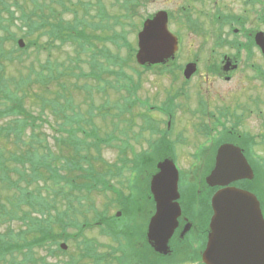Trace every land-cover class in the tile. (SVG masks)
Here are the masks:
<instances>
[{
    "label": "trees",
    "instance_id": "trees-1",
    "mask_svg": "<svg viewBox=\"0 0 264 264\" xmlns=\"http://www.w3.org/2000/svg\"><path fill=\"white\" fill-rule=\"evenodd\" d=\"M38 1L0 0V121H6L0 126V144H3L0 145V264H84L86 260L112 264L116 250L99 253L95 242L83 235L84 225H89L85 218L93 206L90 192L100 186L108 189L107 179L122 175L115 173L121 171L115 166L101 171L103 146L117 140L114 134L119 128L114 126L115 132L105 138L98 135L97 127L92 128L96 114L115 110L107 105H100L99 109L92 88L97 85L100 93H106L107 88L115 87L110 80L102 79V74L114 73L112 67L124 62L120 54L112 52V46L119 51L126 48L130 59L134 57L137 49L129 39L132 21L145 3L143 0H44L39 4ZM151 17L148 14L144 20ZM20 39L25 41V49L18 46ZM65 46L68 53L63 50ZM31 49L37 57L62 50L63 57L57 55V61H47L43 70L37 72L33 63L29 67L19 65L21 54ZM4 59L16 68L18 76L7 77V64L1 62ZM25 68L29 69L28 74L23 73ZM61 70L72 78L79 75L88 80L87 85L91 86L87 90L90 101L84 102L89 104L87 108L81 107V102L76 103L71 94L60 92L68 91L65 88L68 84L79 89L72 79L59 81L61 76L65 77ZM51 83L55 86L53 91L48 86ZM43 84L46 89H36ZM123 87L129 94L136 91L125 83ZM31 96L41 104L38 118L33 108L26 106ZM47 110H51L57 126L54 132L59 134L53 136L54 146L47 134L39 131L38 122L45 121ZM120 111L115 113V118H121L123 111L130 112ZM120 151L123 156L124 146ZM22 183L25 188L19 189ZM13 189H19V194L15 192L12 198L4 199L5 190L13 192ZM77 214L84 215L85 220ZM16 222L21 224L18 230ZM67 228L79 229L75 241L80 240L81 249L67 262L52 263L49 259L66 254L59 245L70 240L64 237ZM115 260L117 264H134L128 257Z\"/></svg>",
    "mask_w": 264,
    "mask_h": 264
},
{
    "label": "flooded vegetation",
    "instance_id": "flooded-vegetation-1",
    "mask_svg": "<svg viewBox=\"0 0 264 264\" xmlns=\"http://www.w3.org/2000/svg\"><path fill=\"white\" fill-rule=\"evenodd\" d=\"M238 3L243 8L240 12L232 11L230 13V11H223L222 8L218 9L217 14L213 17V29L209 33L210 35H205V42L209 40V36L213 41L211 53L213 56H219L216 62L202 68L200 59L197 57L204 49H196L191 39L185 47L184 41L187 39L180 33L181 31H177L174 34L178 38L179 47L175 57L164 65L155 67L158 72L161 68L167 69L166 73L173 76L174 81H177L178 76H182L184 79L175 93L169 91V96L175 98L159 106V108H164V113H157L168 120L167 128H164V124H162V128L159 130L160 136H166L167 131L175 134L181 129H177V126L173 128L170 126L173 121L180 118L182 111L185 113L184 115L192 117L193 110L203 109L199 115L204 122L203 130L207 137L192 151L188 146L182 147L183 144H181V148L173 149L166 138L161 143L148 144V152H145L141 165L151 168V171H144L142 175L140 174L141 178L145 182L151 181L152 175L158 173L157 168L160 163L172 161L180 175L178 203L182 213L178 218V227L168 242V251L164 254L157 252L147 238L150 221L157 212L152 195L148 196L150 209L134 210L135 213H139L136 214L138 218L131 217L128 226H124V248L129 242H132V248L135 247L138 250V262L206 264L204 256L211 233L210 223L214 214L212 198L217 191L225 188L209 187L206 180L216 167L218 151L224 145L237 147L254 172L253 180H242L230 186L250 191L256 195L264 214V159L257 151L264 148V97H259V99L258 96H250L249 98L238 97L240 98L238 99L219 96L217 100H212L205 95L206 93H203L204 90L199 86L202 82L205 84L211 82L231 83L238 73L249 69L251 73L252 70L255 73L251 79L255 81L260 79V84L264 87V67L256 63V59L259 60L258 62H264V52L260 45L263 41L262 38L258 40L262 35L264 37V0H238ZM188 7H182L179 13L169 10L167 12L170 24L174 17L178 26H183L190 31L189 35L191 32L194 35L198 32L197 18L191 16L192 8L190 5ZM190 20L193 23H190ZM182 55L186 56L185 60L180 59ZM209 62H212V59ZM244 63H247V66ZM190 64H196L197 72L187 79L185 70ZM248 64L251 65L248 66ZM200 79L202 81L197 82ZM194 90L195 95L192 96ZM177 111L180 113L178 114ZM159 117L160 115H158V119ZM251 120L258 121L256 129L258 134L256 135L254 131H251L252 129L247 127V123ZM163 145H166V148L159 150L158 147ZM182 159L187 163L186 168L191 169L190 172L186 170L183 172L180 169L179 163ZM154 168L156 169L155 173L152 170ZM139 218H143L145 224L140 226L139 232H135L133 226L136 225V219Z\"/></svg>",
    "mask_w": 264,
    "mask_h": 264
},
{
    "label": "rangeland",
    "instance_id": "rangeland-1",
    "mask_svg": "<svg viewBox=\"0 0 264 264\" xmlns=\"http://www.w3.org/2000/svg\"><path fill=\"white\" fill-rule=\"evenodd\" d=\"M44 0H39V4H41ZM144 5L139 8V13L137 17L135 16V19H133L132 24L133 27L131 28V33L129 36L130 44L134 47L137 46V34L141 30V24L142 21H144V18L148 14H156L157 12L161 10L170 11L173 13H179V10H181L182 7H187L190 5L192 8L191 16L197 18V27L198 32L194 33V35H189V30H186V28H183V26H178L176 19L173 17L171 24H169V29L171 32L176 33L177 31H181L183 36H185L187 41H184L185 47L189 44V40L191 39L194 47L196 49H204L201 54L197 58L200 59L201 67L204 68L205 65H208L210 63H214L218 60V55H214L211 53L213 41L207 40L205 42V35L209 34L211 30L213 29L212 23H213V17L217 14L218 9L222 8L223 11H236L240 12L243 10V8L238 3V0H143ZM4 16H7L5 14ZM210 35V34H209ZM201 42H203V45H201ZM205 45V46H204ZM7 49L10 48L9 44L6 47ZM65 50V53H68L67 46L63 48ZM195 51V50H194ZM63 51L60 52H54L51 56H47V54H39L41 56L37 57L38 54L34 52L33 49L26 51V53L21 54L20 59L21 64L23 66H30L32 63L34 65V69H36L37 72H41L43 69L42 67L46 66L47 61H57V55L62 56ZM112 52L115 54H120V57L123 61L116 67H112V70L114 69L115 72H108L107 74H102V79L104 80H110L115 87L113 88H107L106 93H100L99 90L96 87L97 85L93 86L92 88V95L95 96V104L99 106V109L103 104H106L107 107L115 108L113 112L109 113H101L96 114L93 126L92 128H98V135L102 138H105L108 134H113L115 132L114 126L119 128V131L116 132L114 135L116 136L115 141H113L112 145L103 146L102 150V158L104 159L105 163L100 166L102 173L105 172L106 168H104L106 165H116L117 168L120 169L122 165H124V162H122L125 154L122 156L120 148L123 146H126L127 148H135V151L139 154L141 152H148V144L155 142V143H161L164 138L167 139L168 144L173 147V149H179L182 147L189 148L190 151H192L194 148L197 147V145L206 140V133L203 130V124L204 122L201 120V115H199L203 109L199 110H193L192 117L184 115L185 113L182 111H177L178 114L180 113V118H177L176 121L172 122L171 128L176 127L181 128L179 129L175 134H171L169 131H167L166 136H160L159 134V124L156 121H160L161 124L165 125V117L161 114H158L156 111H154L152 114L149 112H146L145 105L150 104L153 107H159L166 101L175 98L173 96H169V91H174L175 93L176 89L180 88L181 82H183V77L178 76L177 81H174L173 76H170L166 73L167 69L161 70L159 69V72H157L156 69H152L149 71H144L141 68H139L136 65L135 62V56L131 57L128 49L124 48L121 51L116 49L112 46ZM196 52V51H195ZM8 53V52H6ZM200 53V52H198ZM198 55V54H197ZM212 56V57H211ZM63 57V56H62ZM196 58V57H194ZM181 60H185L186 56L182 55L180 57ZM212 59V62H209V60ZM247 59V58H246ZM256 63L261 64L264 67V62H258L259 60L256 59ZM60 62L63 61L62 59L59 60ZM252 61V60H251ZM2 64H7L8 62L4 59L1 60ZM181 63V62H180ZM245 65L247 63H244ZM252 64V62H251ZM251 64H248L251 65ZM247 66V65H246ZM6 74L7 77L9 75H15L18 76L19 74L16 71V68L10 67L8 64L5 65ZM29 69H23V73L28 74ZM78 71V70H77ZM76 71V72H77ZM62 74H65V77H60L59 81H71L75 83L78 88H75L73 84H68L69 86H65L69 88L68 91L60 90L62 94H71V96L75 99L76 103L81 102V107L84 109L88 107V103L84 104V102H89V94H87L88 86V80L83 79L82 77L75 76L72 78L68 72L62 71ZM205 73V71H203ZM255 75V73L252 70V73L249 69H245L244 71L238 73L234 79L233 82L222 84V83H207L204 82L200 83V87L204 90L203 93H206V96H209L212 100L217 98L219 96L222 97H231V98H249L250 96H258V98L264 97V87L260 84L261 80L256 79L252 80V76ZM33 79H36V75L32 73ZM202 81L201 79L197 82ZM128 84L136 89L134 91L135 93L126 95V91H124L123 84ZM93 84V83H92ZM53 84H49L48 86L51 88V91H53L55 86H52ZM175 85V87H173ZM86 87L84 89L83 87ZM53 87V88H52ZM46 89V85H37L36 89ZM57 89V88H56ZM192 96L195 95V90L192 91ZM68 94V95H69ZM131 95V96H130ZM126 96V97H125ZM130 97V98H129ZM238 98V99H240ZM259 98V99H260ZM28 102H26V106L29 108L30 106L33 108L32 112L34 115L38 118L40 111H41V104L38 100L34 98V96H31L29 99H27ZM33 102V103H32ZM125 104H131L132 110L130 112H125L122 114L121 118H115V113H118L120 110L124 109ZM101 105V106H100ZM111 110V111H112ZM157 113V114H156ZM45 116V121L38 123L40 124L39 131L47 134L48 141L51 145H55L56 142L53 138V136H58L59 134H55L54 129H56V122L54 117L51 114V110H47ZM121 114V111H120ZM182 114V116H181ZM158 115H160L158 119ZM225 116H227L225 114ZM93 119V117H92ZM6 121H0V126L5 125ZM258 121L251 120L247 123V127L252 129L251 131H254V134H258L256 132ZM163 125V126H164ZM169 128V127H168ZM170 128V129H171ZM247 129V128H246ZM97 130V129H96ZM30 129L27 131V133H30ZM64 135V134H63ZM134 135L137 136V139L134 138ZM109 137V136H108ZM144 139H141V138ZM82 138V137H81ZM150 141L149 143L146 142ZM124 141V143H123ZM1 146L3 144H0ZM118 145V146H116ZM123 145V146H120ZM10 146H13L11 144ZM116 146V147H115ZM159 150L166 148V145L158 147ZM157 150V151H159ZM260 152L264 159V148H261L257 150ZM182 152V150H181ZM93 155H96L95 153ZM156 155V154H155ZM128 157V155L126 154ZM157 156V155H156ZM184 157V154H183ZM187 163L182 159V161L179 163L180 169L184 172L186 170L187 172H190V168H186ZM104 169V170H102ZM129 171L124 172V177H128ZM15 177V176H14ZM13 177L12 180H16ZM143 180V179H142ZM110 182L113 183L116 190L124 191L123 193H128L126 191L127 184L124 182L122 185L118 184V180L116 179H109ZM25 188L24 184L22 183L20 185L19 189ZM11 189V188H9ZM19 189H13V192H7L8 190H5L3 193V198L13 197V195L16 193L19 194ZM12 190V189H11ZM145 190V189H143ZM16 192V193H15ZM92 200L94 205L98 210H101L103 208H106L107 215L109 218L115 219V216L118 212L122 211V207L126 210L124 212V217L122 214V219L120 222H118V227H120V230L124 231V226L129 224V219L131 217H136L135 212H130V206L131 200L124 201V198L120 200H117L116 196L112 192H95L92 191ZM124 196V194H123ZM135 200L134 205L137 207V209L145 210L150 209L148 207V193H144L143 191L140 192L138 201ZM77 217L79 219L85 218L84 215L77 214ZM88 217V216H87ZM87 219V218H85ZM83 219V220H85ZM143 218L136 219V227L135 231L139 232L140 228L137 225H143L145 224ZM16 230H18L21 227V224L16 222L15 223ZM6 227L3 228L5 230ZM79 234L78 228H67L66 233H64V237L70 238L69 241H67L68 250L66 251V254H60L59 256L54 257V259H49L50 262L55 263L57 261H64L67 262L69 259H71V256H76L78 254V251H80L81 246L79 245V241H75V236ZM85 237L87 239L96 240V247L97 252L99 253H108L110 249H117L118 243L114 242L112 239L105 237L101 234H99L98 230L93 231H87L85 233ZM80 248V249H79ZM129 249H131L129 247ZM134 254L137 253V251H133ZM138 254V253H137ZM43 255L45 253L43 252ZM113 263L115 264L113 258L111 259ZM87 264H93L91 260L85 261ZM84 263V264H86ZM112 263V264H113Z\"/></svg>",
    "mask_w": 264,
    "mask_h": 264
},
{
    "label": "water",
    "instance_id": "water-1",
    "mask_svg": "<svg viewBox=\"0 0 264 264\" xmlns=\"http://www.w3.org/2000/svg\"><path fill=\"white\" fill-rule=\"evenodd\" d=\"M166 12L148 20L139 34L136 56L141 66L164 64L173 59L178 50V38L169 31ZM262 38V39H261ZM264 52V37L258 38ZM24 47L23 42H20ZM197 71L195 64L185 70L190 79ZM160 173L153 176L151 190L157 204L148 240L157 252L166 254L168 242L178 227L181 209L177 203L179 174L171 161L158 166ZM253 179V171L241 151L232 145L220 147L216 167L207 177L209 187L227 186L237 181ZM214 215L210 224L206 264H264V217L257 198L244 190L228 188L212 198ZM63 249H67L62 245Z\"/></svg>",
    "mask_w": 264,
    "mask_h": 264
}]
</instances>
